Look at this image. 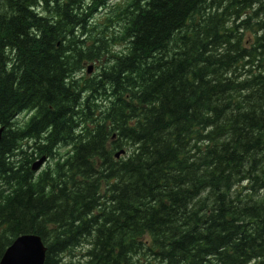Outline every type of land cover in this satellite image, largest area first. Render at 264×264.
Returning a JSON list of instances; mask_svg holds the SVG:
<instances>
[{
  "label": "trees",
  "instance_id": "obj_1",
  "mask_svg": "<svg viewBox=\"0 0 264 264\" xmlns=\"http://www.w3.org/2000/svg\"><path fill=\"white\" fill-rule=\"evenodd\" d=\"M263 110L264 0H0V256L264 264Z\"/></svg>",
  "mask_w": 264,
  "mask_h": 264
},
{
  "label": "water",
  "instance_id": "obj_2",
  "mask_svg": "<svg viewBox=\"0 0 264 264\" xmlns=\"http://www.w3.org/2000/svg\"><path fill=\"white\" fill-rule=\"evenodd\" d=\"M90 66L87 67V72ZM264 126V110L261 115ZM43 157L38 158L31 165L32 169L38 168ZM44 248L38 236L33 234L17 237L4 253L0 256V264H42L44 260Z\"/></svg>",
  "mask_w": 264,
  "mask_h": 264
},
{
  "label": "rangeland",
  "instance_id": "obj_3",
  "mask_svg": "<svg viewBox=\"0 0 264 264\" xmlns=\"http://www.w3.org/2000/svg\"><path fill=\"white\" fill-rule=\"evenodd\" d=\"M111 2L113 1H118V2H123L124 0H110ZM89 65L90 66V71L88 73L85 72V68L86 66ZM100 66V63L98 62V60H96L95 58L93 60H89V59H86L85 61H83V67L81 68L80 72L77 74V75H91L93 74L94 72L97 71V69L99 68ZM67 149V147H62L60 150H65ZM47 161V160H46ZM46 161L44 160L43 163L41 164V167H43L46 163ZM40 167V168H41ZM82 246V241L78 243V245H76L73 249H74V254H77L79 252H81V249L80 247ZM76 249V250H75ZM76 257H79L78 255H71L70 256V259L75 262L77 259L79 258H76ZM80 260V259H79ZM81 261V260H80Z\"/></svg>",
  "mask_w": 264,
  "mask_h": 264
},
{
  "label": "bare ground",
  "instance_id": "obj_4",
  "mask_svg": "<svg viewBox=\"0 0 264 264\" xmlns=\"http://www.w3.org/2000/svg\"><path fill=\"white\" fill-rule=\"evenodd\" d=\"M103 9H97L95 12H94V17H95V21L97 20V19H99L103 14ZM76 31H77V29L76 30H74V34L76 33ZM90 35H91V32L89 31V32H86L85 33V35L83 34V35H81V37H83V36H85L86 38H89L90 37ZM87 40V39H86ZM86 76H89V75H87L86 74ZM262 135H263V137H264V130H263V132H262ZM66 147H68L69 148V145H65ZM66 152H69V151H66ZM124 153V148H119L118 150H116L115 152H114V157L115 158H117V157H119V155H121V154H123ZM37 160V158L36 159H34V161H36ZM21 235H27V234H20V235H17L16 237H14L11 241H10V243L5 247V249H4V251L6 250V248L7 247H9L10 246V244L17 238V237H19V236H21ZM33 235H36V234H33ZM36 236H38V235H36ZM40 239V238H39ZM41 241V240H40ZM41 243H42V241H41ZM85 243L84 242H82V245H84ZM78 245V244H77ZM42 246H43V248H44V250H45V247H44V245H43V243H42ZM75 247V246H74ZM73 247V248H74ZM72 248V249H73ZM4 251L2 252V254L4 253ZM43 253H44V251H43ZM1 254V255H2ZM70 256L71 255H67V254H65V258H67V260H69V262H70V264H82V262L79 260V259H77L75 262H73L71 259H70Z\"/></svg>",
  "mask_w": 264,
  "mask_h": 264
}]
</instances>
